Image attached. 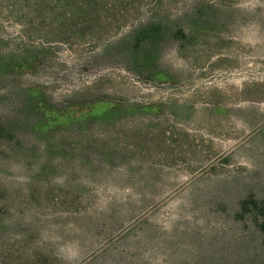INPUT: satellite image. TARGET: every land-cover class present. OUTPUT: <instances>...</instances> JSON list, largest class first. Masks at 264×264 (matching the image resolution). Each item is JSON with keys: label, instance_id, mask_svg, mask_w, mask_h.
I'll list each match as a JSON object with an SVG mask.
<instances>
[{"label": "rangeland", "instance_id": "rangeland-1", "mask_svg": "<svg viewBox=\"0 0 264 264\" xmlns=\"http://www.w3.org/2000/svg\"><path fill=\"white\" fill-rule=\"evenodd\" d=\"M0 264H264V0H0Z\"/></svg>", "mask_w": 264, "mask_h": 264}]
</instances>
